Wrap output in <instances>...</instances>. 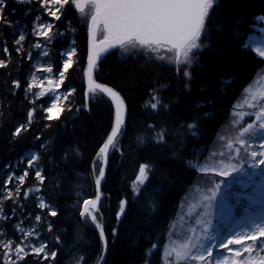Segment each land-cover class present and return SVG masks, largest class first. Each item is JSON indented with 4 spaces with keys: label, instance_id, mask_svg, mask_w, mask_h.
<instances>
[{
    "label": "snow or ice",
    "instance_id": "snow-or-ice-1",
    "mask_svg": "<svg viewBox=\"0 0 264 264\" xmlns=\"http://www.w3.org/2000/svg\"><path fill=\"white\" fill-rule=\"evenodd\" d=\"M14 2L37 6L25 13L31 18L30 35L26 36L28 24H14L9 20L7 17L13 13L9 10L8 0H0V27L7 25L8 29L12 30L11 41L7 35L0 36V54H2L0 69L9 68L10 58L14 54L31 61L33 69V73L25 83L22 84L19 79H12L8 83V95L15 97L19 92L29 104L33 105L27 110V126L23 123L16 125L12 132L14 138L19 137L22 131L29 130L33 117L37 115L36 101L44 96L46 91L50 97L43 112L44 118L49 121L57 119L58 114L63 111L56 103L61 96L67 99L71 93L75 92L74 88L67 87L63 93L56 91L64 84L65 74L72 65L74 47L61 50L60 55L64 57L60 62L62 68L54 73L51 61L47 62L48 66H43L39 59L34 60L32 51L25 49L23 43L31 38L32 47L38 50V57H48L49 52L45 49L54 42V35H64L62 32L52 33L55 26L53 21H61L62 16L66 15L65 6L75 9L82 16L86 15V8L90 10L87 67L84 70L87 91L84 94V102L75 109L73 119L78 118L81 111L90 113V104L104 97L108 98L114 108L110 131L94 153L87 170L92 177L95 195L81 200L82 185L71 183L81 178L87 179L86 176L81 177L76 171L75 161L80 156V150L75 142L61 150V158L57 166L63 165L67 169L65 175L70 180L69 187L74 190L77 197L76 203L81 209L78 211L80 222L85 227L91 224L95 230H98L99 239L103 244L102 251H106L108 240L99 217L102 216L103 211L102 198L107 199V197L103 195L101 186L103 182H106L111 156L119 155L121 162L123 161L126 152L123 142L132 123V115L118 91L96 82L94 74L98 61L103 54L117 48L126 56L130 53H142L147 58L151 54L159 60L165 59L163 55H159L161 50L172 53L173 56L169 62L176 65L178 74L182 73L184 90L190 92L193 81L190 69L197 63L199 54L210 47L208 42L211 27L210 12L215 7H219V4L216 0H14ZM259 19L264 20V17ZM98 33L101 34L99 39ZM245 47H252V45H245ZM253 50L258 57L264 58V43L256 44ZM35 72H43L47 76L38 79ZM45 82L47 90L42 87ZM168 87H170L168 84L160 82L152 89L151 102L146 105L151 110V115L139 126V132L134 134V140L140 152L148 147H169L170 140L183 136V133L177 132L174 137L173 130L168 127L166 120L154 119L170 112L171 101L166 103L163 97ZM33 89L38 91L33 92ZM204 103L205 101H198L196 107H202ZM245 103L252 111L237 112L234 115L240 121H243L246 115L254 119L243 124L233 122L236 134L224 143L223 147L227 152L212 153L213 157L219 155L221 159L213 160L211 163L205 161L203 164L191 160L183 161L187 167L199 174L202 181L207 183L203 187L197 186L200 197L199 204L195 207L198 210L195 214L189 212L188 226L182 238L163 244V264H264V168L261 167L264 166V93L252 96ZM67 110L73 111L71 107ZM202 115L207 117L209 113L205 112ZM185 126L189 136L198 137L196 123L180 124L181 128ZM36 139L39 140L40 137L37 136ZM48 143L50 141H42L39 147L43 149ZM179 143L180 149L178 152H172L169 158L181 159L179 152H182L186 145L182 138L179 139ZM21 160L26 161L25 169L21 170L22 174L16 176L15 168H13L12 171L7 172L6 179L0 183V197H2L0 222L8 221L10 215L15 216L17 210L23 213L26 205L22 203V200H28L29 193H33L36 207L41 211L31 214L36 223L22 226L21 221V224L17 225L19 235L15 239L9 238L3 227H0V264H45V262L61 264V261L57 260L58 252L64 255L61 236L59 230L53 231L55 221L47 219L57 217L60 212L58 207L46 198V194H42L46 174L41 155L30 152ZM27 169L33 170L34 180L38 184L27 188L22 193L21 185L29 175ZM157 171V166L151 161L138 164V174L130 185L133 203L152 188V181L156 179ZM217 177L221 179L217 180ZM229 177L232 179H228ZM14 179L15 186L7 189V185ZM167 181L168 176L162 171L158 183L163 185ZM236 183L251 191L243 194L233 193V185ZM58 187L60 186L54 185V190ZM152 190L158 189L152 188ZM230 194L235 196L237 204L241 199L247 201V204L240 206L242 209L240 215L235 214L234 209L227 205ZM5 200L12 201L10 214L4 211L3 201ZM149 204L152 212L155 213L156 203L150 200ZM128 207L127 197L121 198L116 212L118 224L121 222V217L127 218ZM38 224L42 225L47 233L52 234L50 238L41 239V232L37 230ZM111 235L115 237L116 228L111 230ZM173 235L174 232L170 229L169 240ZM157 248L158 244L150 241L149 247L145 249V256H149ZM258 253L260 255H257ZM29 257L32 259H28ZM83 264H86V261ZM145 264H151V262L145 260Z\"/></svg>",
    "mask_w": 264,
    "mask_h": 264
},
{
    "label": "trees",
    "instance_id": "trees-1",
    "mask_svg": "<svg viewBox=\"0 0 264 264\" xmlns=\"http://www.w3.org/2000/svg\"><path fill=\"white\" fill-rule=\"evenodd\" d=\"M216 2L219 7L210 12V47L199 54L197 63L190 69L193 75L190 92L184 90L182 73H177L175 65L166 64L151 54L147 58L142 53H130L126 56L118 50L110 53L98 64L96 79L120 92L132 115V123L123 142L125 156L122 162L119 155L111 156L102 190L107 199H102L103 211L99 220L108 240L103 264H145V260H149L151 264H163L162 246L168 240V232L181 202L190 188L202 181L199 174L187 167L183 161L200 162L207 158L209 151L216 145L220 132L230 122L234 106L244 96L245 89L258 74H264V60L258 58L251 47H245L249 37L255 34L256 28L263 26L259 18L264 17V0ZM8 3L13 14L7 18L14 24L30 25L31 18L25 13L37 6L17 4L14 0H8ZM64 11L66 15L62 16L61 21H53L55 26L52 33L62 32L64 35H54V42L47 49V58L52 62L55 73L62 68L61 50L67 49L74 41L72 44L76 51L75 57L65 74L66 79L61 90L64 92L67 87L74 88L75 92L67 99H60L59 107L63 111L58 114L57 119L49 121L44 118L43 109L50 97L44 95L36 101L37 115L33 117L29 130L22 131L19 137L14 138L12 132L16 125L23 123L27 126V110L33 105L19 92L15 97L8 95V83L12 79L25 83L32 71V63L14 54L10 58L9 68L0 69V183L13 168L16 176L22 174L21 170L25 169L26 161L21 158L27 153H39L46 174L42 194H46V198L60 212L55 218H47L55 221L53 231L59 230L64 248V255L58 252L57 260L61 264H83L84 261L86 264H99L103 256V244L98 232L91 224L85 227L80 222L78 211L81 209L76 203L74 190L69 187L70 180L65 175L67 169L63 165H57L61 150L75 142L80 150V156L75 161L76 171L87 179L81 178L71 183L82 185L80 191L84 197H93L95 189L87 170L94 153L110 131L114 110L110 101L104 97L90 104V113L81 111L78 118L73 119L75 109L84 102L86 92L83 72L87 56L89 16H82L68 6H65ZM11 32L7 25L0 27V36L7 35L9 41L12 39ZM25 34L30 35L29 26ZM28 44L26 39L23 47L27 49ZM160 82L170 86L163 93L165 102L171 101L170 112L154 119L166 120L174 137L177 132L183 133L181 138L186 147L179 152V160L169 157L172 152L180 149L181 138L170 140L169 147H148L142 152L138 150L134 140L139 126L151 115V110L146 105L151 102L152 89ZM198 101L205 103L202 107H196ZM68 107L73 111L69 112ZM205 112L209 113L207 117L202 115ZM181 123H196L198 137L189 136L186 126L180 127ZM37 136L40 137L39 140L36 139ZM46 140L50 143L45 148H40L41 142ZM18 161L20 162L17 163ZM146 161L157 166V176L152 181V188L158 190L153 191L150 188L133 203L130 185L138 174V164ZM27 170L29 175L21 185L22 193L38 184L34 180L33 170ZM162 171L166 172L168 181L160 185L158 181ZM15 184L14 179L7 185V189H12ZM54 185L60 187L54 190ZM124 197L129 201L127 218L121 217L118 224L116 212L119 200ZM150 200L157 205L155 213L150 207ZM22 203L26 205L23 213L17 210L15 216L10 215L8 221L0 222V227H3L9 238L15 239L19 235L17 225L21 221L22 226L36 223L31 214L41 211L36 207L33 193H29L28 200H22ZM12 206L11 200L3 201L6 213H11ZM113 228H116L115 237L111 235ZM37 230L41 232V239L50 238L52 235L42 225L38 224ZM150 241L156 242L158 248L145 256V249L149 247Z\"/></svg>",
    "mask_w": 264,
    "mask_h": 264
},
{
    "label": "rangeland",
    "instance_id": "rangeland-1",
    "mask_svg": "<svg viewBox=\"0 0 264 264\" xmlns=\"http://www.w3.org/2000/svg\"><path fill=\"white\" fill-rule=\"evenodd\" d=\"M260 31H261V28H260ZM249 44L252 45V48H254L256 46V44L258 43H264V31H261L258 35H253L252 37H250L249 39ZM159 53H161L166 61H170L172 59V56L173 54L172 53H167V54H163L164 51H160ZM64 58V57H63ZM45 57H40L39 58V61L40 63L46 67L45 65ZM264 59V58H263ZM174 64V63H173ZM35 75L36 77L39 79V78H44L47 76L46 73H43V72H35ZM44 87L45 90H47V84L45 82V84L42 86ZM61 87V86H60ZM33 92H36L38 91V89H33L32 90ZM56 91L60 92V93H63L61 91V89H57ZM261 93H264V78L260 79L259 81L255 82L253 84V86H251L247 91H246V97L243 99V101L238 104L239 107H236V109L233 111V118H231L230 122L224 126L223 128V131L221 132V136L219 137L216 145L209 151L208 155H207V158L208 159H205L201 162V164L205 163V161L211 163L213 159H215L217 156L213 157L212 156V153L213 152H216L221 148V144H222V141L225 140L227 141L228 138L230 137H227L228 136V131L229 129L231 130L232 132V136H235L236 134V128L233 126V122L234 121H237L238 123L240 124H243L245 122H248V121H251L254 119V117L252 116H245L244 120L243 121H240L239 118L234 115V113H237V112H243V113H248V112H251L252 109H248L245 101L246 100H250L252 96H259ZM46 94L50 96L49 93H47L46 91ZM45 94V95H46ZM243 98V97H242ZM57 105H58V101L56 102ZM248 109V110H247ZM223 138V139H222ZM262 168H264V166H261ZM235 175V174H234ZM221 178L217 177V180H219ZM228 179H232L231 177H229ZM207 182L206 181H201V183H198L194 189L192 190V192L189 194L188 198H186L182 204V207H181V210H180V214L178 215V218H177V221L172 229V231L174 232V235L171 237V240L168 241V243H170L171 241H178L179 239L182 238V234L186 231L187 229V226H188V220H189V212L195 214L197 212V208L195 207V205H198L199 204V197H200V193L197 191V186H201L203 187ZM234 187H238V188H241L242 191H236L237 194H243L245 193L243 191L244 188L241 187V185L239 183H236L233 185V189ZM85 189V188H83ZM82 189V190H83ZM235 190V189H234ZM251 189H248V192H250ZM81 198V196H80ZM242 203L239 202V204L236 203H233L230 199V195H229V198H228V201H227V205L229 207H232L235 211V207L236 206H240ZM80 206V205H79ZM230 247H233V246H230ZM236 247H239V246H236ZM257 255H260L259 253Z\"/></svg>",
    "mask_w": 264,
    "mask_h": 264
},
{
    "label": "water",
    "instance_id": "water-1",
    "mask_svg": "<svg viewBox=\"0 0 264 264\" xmlns=\"http://www.w3.org/2000/svg\"><path fill=\"white\" fill-rule=\"evenodd\" d=\"M114 50H116V49H111V50H109L108 53L103 54L98 62H100L101 60H103L108 54H110V53L113 52ZM86 67H87V66H86ZM94 78H95V77H94ZM95 80H96V79H95ZM85 81H86V78H85ZM96 82H97V81H96ZM98 83H99V82H98ZM86 85H87V82H86ZM103 85H104V84H103ZM121 96H122V95H121ZM125 103H126V102H125ZM107 172H108V171H107ZM106 178H107V174H106ZM104 183H105V182L102 183L101 191H102V189H103V185H104ZM97 231H98V230H97ZM106 253H107V250L104 251L103 258H102L100 264H103L104 259H105V257H106Z\"/></svg>",
    "mask_w": 264,
    "mask_h": 264
},
{
    "label": "bare ground",
    "instance_id": "bare-ground-1",
    "mask_svg": "<svg viewBox=\"0 0 264 264\" xmlns=\"http://www.w3.org/2000/svg\"><path fill=\"white\" fill-rule=\"evenodd\" d=\"M45 96H49V95L46 94ZM234 108H235V106H234ZM233 110H234V109H233ZM232 114H233V111H232ZM231 118H232V116H231ZM230 120H231V119H230ZM230 120H229V121H230ZM229 121H228V122H229ZM222 131H223V129H222ZM222 131H221V132H222ZM221 132H220V133H221ZM220 136H221V134H220ZM220 136H219V137H220ZM217 141H218V140H217ZM201 162H202V161H200L199 163H201Z\"/></svg>",
    "mask_w": 264,
    "mask_h": 264
}]
</instances>
